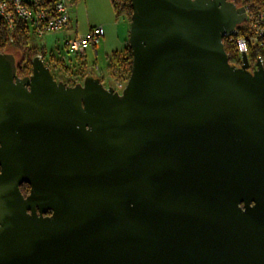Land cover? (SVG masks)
<instances>
[{"label": "water", "instance_id": "95a60500", "mask_svg": "<svg viewBox=\"0 0 264 264\" xmlns=\"http://www.w3.org/2000/svg\"><path fill=\"white\" fill-rule=\"evenodd\" d=\"M129 6L121 92L0 55V264H264V68L222 44L244 9Z\"/></svg>", "mask_w": 264, "mask_h": 264}, {"label": "rangeland", "instance_id": "374dc122", "mask_svg": "<svg viewBox=\"0 0 264 264\" xmlns=\"http://www.w3.org/2000/svg\"><path fill=\"white\" fill-rule=\"evenodd\" d=\"M66 2L70 18L68 27L62 31L46 33L42 38L31 36L30 45L43 49L46 58L51 55L54 57V64L58 66H55L54 73L64 84L74 82V72L82 68L85 73L102 79L101 83L106 88L118 87V85L124 87L126 74L118 78L121 62L118 63L117 60L120 61L125 50H129L127 46L129 21L126 15L118 16L111 0H66ZM75 23L80 31L93 27L103 29L104 35L95 47V53L93 49L86 51L85 67H82V62H77L73 55L67 54L64 46L66 39L72 35L76 27ZM59 60L63 64L59 63ZM61 65L63 67H60ZM113 71L116 72L115 76L112 75ZM118 90V92L122 91V89Z\"/></svg>", "mask_w": 264, "mask_h": 264}, {"label": "built area", "instance_id": "2783aa9c", "mask_svg": "<svg viewBox=\"0 0 264 264\" xmlns=\"http://www.w3.org/2000/svg\"><path fill=\"white\" fill-rule=\"evenodd\" d=\"M243 9L246 20L242 24L245 23L247 28L248 40L236 38V28L232 33L225 35L223 39L235 44L240 61L241 56L244 55L248 62V42L261 48L263 55H259L257 61L263 66L264 10L253 16H248L247 10ZM0 20L8 31L9 41L12 42L14 32L21 25H26L32 36L42 38L46 33L65 30L69 25L70 18L66 0H3L0 1ZM103 35L102 27H93L82 36L67 38L64 45L66 53L74 57L85 56L87 50H95ZM112 88L119 91L118 89H123V86H112Z\"/></svg>", "mask_w": 264, "mask_h": 264}, {"label": "trees", "instance_id": "16d2710c", "mask_svg": "<svg viewBox=\"0 0 264 264\" xmlns=\"http://www.w3.org/2000/svg\"><path fill=\"white\" fill-rule=\"evenodd\" d=\"M3 1V0H0ZM232 2L237 8H245L247 10L248 16H252L255 13H258L264 10V0H228ZM114 11L119 16L126 15L128 21L130 20L131 10L129 6V0H111ZM237 34L236 38H244L248 40V32L247 28L244 24L239 25L236 28ZM31 33L28 31V27L26 25H21V27L17 28L14 32L13 41H9V34L7 29L5 28L3 22L0 20V55H10L14 58L16 62V77L17 78H25L31 74L32 69V61L34 58L39 57V59L43 62V64L50 70L53 75L54 80L57 82H62L57 79L54 69L56 64H54V57L51 55L49 57H45V52L43 49H38L30 45ZM222 44L224 47V52L228 58V62L230 65L239 67L241 65L240 57L237 52V48L234 43H229L225 38L222 40ZM253 43L248 42V52L247 58L250 65V70L252 69L254 63L257 61L259 55H263V51L258 46L252 45ZM127 52V53H126ZM115 57V56H113ZM85 56L76 57L75 60L77 62H82V67H85ZM118 63L121 62L120 72L118 73V78L122 77L126 74L125 81L127 80L130 67H131V53L129 50H125L122 55L120 61L117 60ZM58 63V62H57ZM59 63L63 64L62 61L59 60ZM52 64L53 66H50ZM58 67V66H56ZM60 67H63L61 65ZM264 68V63H263ZM66 69V68H65ZM110 70V68H108ZM67 70V69H66ZM115 71L112 72V75L115 76ZM88 73L84 72L82 68L74 72L75 81L70 83H65L69 86L80 83L85 75ZM93 76V75H92ZM94 78H98L93 76ZM99 79V78H98ZM102 82V79H99ZM64 83V82H62Z\"/></svg>", "mask_w": 264, "mask_h": 264}, {"label": "flooded vegetation", "instance_id": "af4514ba", "mask_svg": "<svg viewBox=\"0 0 264 264\" xmlns=\"http://www.w3.org/2000/svg\"><path fill=\"white\" fill-rule=\"evenodd\" d=\"M19 191H20L21 195H22L24 198H26V197L28 196V194H29L30 188H29L28 185H26V184H22V185H20V187H19ZM48 215H50V214L48 213L46 216H48Z\"/></svg>", "mask_w": 264, "mask_h": 264}, {"label": "crops", "instance_id": "0c3cea01", "mask_svg": "<svg viewBox=\"0 0 264 264\" xmlns=\"http://www.w3.org/2000/svg\"><path fill=\"white\" fill-rule=\"evenodd\" d=\"M75 29L73 30V33H72V35L70 36V37H72V36H82V35H84L86 32H88L91 28H89V29H83V30H79L78 29V27H77V24L75 23ZM70 37H68V38H70ZM95 51V50H94Z\"/></svg>", "mask_w": 264, "mask_h": 264}]
</instances>
